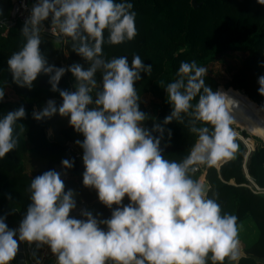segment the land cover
<instances>
[{"label":"clouds","instance_id":"clouds-1","mask_svg":"<svg viewBox=\"0 0 264 264\" xmlns=\"http://www.w3.org/2000/svg\"><path fill=\"white\" fill-rule=\"evenodd\" d=\"M257 3L264 5V0ZM132 9L127 0H37L33 5L20 31L25 43L7 60L12 82L31 90L38 75H49L51 91H59L62 104L57 107L49 100L43 111L33 112V118L39 121L57 113L69 118V124L84 137L83 142L76 141L83 149V185L95 189L105 207H116L109 219H98L89 211L80 213L83 219L71 217L76 208L74 192L64 190L60 172L46 171L31 179V203L18 230L9 229L0 217V264L16 257L19 242L34 243L37 249L47 245L56 264L239 260L238 217L222 214L218 193L209 198L210 187L191 177L196 166L213 167L235 159L239 145L231 113L237 103L206 86V68L195 60L182 61L177 79L165 87L172 111L163 123H184L187 116L189 131L197 139L182 161L165 159L162 136L154 138L143 126L148 116L139 110L140 96L134 87L141 72L151 74L152 65L145 66L139 55L132 57L131 66L127 56L104 58L105 43L120 45L136 37ZM49 18L60 34L70 38L71 50L84 59L87 68L79 63L67 69L47 63L39 46L43 22ZM66 71L75 79V91L58 89ZM97 73L102 77L99 85ZM258 84V93L264 96V75ZM4 96L0 87V101ZM25 116L21 106L0 118V159L18 147L14 126ZM198 122L210 125L211 130L198 127ZM152 131L163 134L165 129L156 124ZM61 165L70 169L73 162L64 159ZM125 197L126 205L122 203ZM17 234L18 239L14 238Z\"/></svg>","mask_w":264,"mask_h":264},{"label":"trees","instance_id":"trees-1","mask_svg":"<svg viewBox=\"0 0 264 264\" xmlns=\"http://www.w3.org/2000/svg\"><path fill=\"white\" fill-rule=\"evenodd\" d=\"M127 2L133 4L132 10L136 12L137 35L132 41L120 45L105 43L104 58L110 60L127 56L131 66L132 57L139 55L145 66L152 65L151 74L141 72V79L135 82L134 87L140 96L139 110L148 116L143 126L154 138L162 136L160 148L164 158L182 161L190 154L197 139V134L189 131L190 118L187 116L184 123L175 120L166 125L163 123L172 111L165 87L177 79L180 63L195 60L198 66L207 68L217 54L238 51L242 56L238 64L227 67L229 76L220 80L208 70L205 84L213 91H221L234 100L237 107L231 115L235 123L250 133L258 134L250 135L245 129H240L248 146H251L250 137L254 139V147L248 155V171L259 185H264V124L249 110L240 93H244L264 116V96L258 93V78L264 75V5L258 4L257 0H197L198 7L193 6L192 0ZM11 7L12 0H0V87L5 91L0 101V118L21 106L26 116L14 126V135H19L18 147L0 159V217H4L9 229H13L15 224L20 225L31 203L28 191L31 179L55 170V163L61 164L62 160L68 159L73 162V166L70 169L64 168L69 173V177L63 180L64 190H72L76 201V208L70 212V216L83 219L80 213L89 211L98 219H109L116 206L113 205V209L105 207L99 202L96 190L83 185L85 168L80 161L83 149L76 143L77 140L83 142V135L69 124L62 130L68 143L62 144L49 136L48 122L33 118V112L38 113L47 100L55 101L57 107L62 104L59 91H51L49 75H38L31 90L12 82L7 60L25 43L20 32L25 21L18 20L5 31L3 22L8 19ZM104 36L107 40V31ZM39 47L47 63L56 68L67 69L74 63L88 67L84 59L71 50L70 38H65L60 50L56 40L41 33ZM96 78L99 85L101 74L97 73ZM58 89L76 90V82L70 72L66 71L62 76ZM198 98L192 103H197ZM156 124L165 129L163 134L152 131ZM197 126H208L211 130L210 125L200 122ZM236 143L239 147L234 160L219 164L218 167L196 166L191 177L199 181L200 176H204L210 187L209 198H212L214 192L218 193L217 202L222 214L236 215L237 224L249 217L257 227L256 237L240 249L239 260L226 259L224 264H264V194L252 192L243 184L247 181L242 169L246 146L239 137H236ZM76 151L80 152V156L75 154ZM28 153L37 159L43 158L44 165L34 170L26 168L25 156ZM122 203L128 204V198L125 197ZM101 227L106 230V226ZM53 259L56 257L49 249L46 264ZM15 260L9 264H15Z\"/></svg>","mask_w":264,"mask_h":264},{"label":"rangeland","instance_id":"rangeland-1","mask_svg":"<svg viewBox=\"0 0 264 264\" xmlns=\"http://www.w3.org/2000/svg\"><path fill=\"white\" fill-rule=\"evenodd\" d=\"M242 56V53L238 51H226L224 53H219L215 57V59L210 62L206 67L207 70H209L211 73H214L219 77L220 80L223 78H226L229 76V72L227 67L229 65L233 64H238L239 62V57ZM240 91V90H239ZM241 95L244 97L245 103L249 110L254 114V116L262 123L264 124V116L255 108V106L251 103V101L248 99V97L240 91ZM146 100V99H145ZM234 131L237 133V137H239L243 143L245 144V141L243 140V136L240 133V129H245L244 127H241L238 123H234L232 125ZM246 130V129H245ZM250 135H258L255 133H250L249 131L246 130ZM48 134H50V129L48 128ZM261 138V137H260ZM251 139V144L254 146V139L250 137ZM262 139V138H261ZM246 146V145H245ZM25 167L31 170L37 169L40 166L44 165L45 160L43 158H36V156H33L31 153L26 154L25 156ZM65 169L62 167L61 164H56V170L57 172H60L61 179L64 180L69 177V175L65 174ZM239 239H242L243 241H250L248 240V236L246 232H248V228L250 229L249 231H254L257 230V227L255 223L250 219V218H245L242 220L239 224ZM245 234V235H244ZM254 234V233H253ZM252 235V234H251Z\"/></svg>","mask_w":264,"mask_h":264},{"label":"built area","instance_id":"built-area-1","mask_svg":"<svg viewBox=\"0 0 264 264\" xmlns=\"http://www.w3.org/2000/svg\"><path fill=\"white\" fill-rule=\"evenodd\" d=\"M27 1L28 0H12L10 15L8 19L3 22L5 26V31H7V29L10 26L14 25L18 20L26 21L29 18L33 6L32 7L27 6ZM36 2L37 0H35V3ZM41 33L46 34L52 39L56 40L59 49L60 50L62 49L66 37L60 34L58 30L55 28V26L51 24L50 18L43 22V30ZM245 145H246V152L244 154V158L242 161V169L247 181H245L243 184L247 186L252 192L264 194V185H259L248 171V166H247L248 155L250 150L253 149L254 146L253 144H251V146H248L246 142ZM75 154L77 156H80L79 151H76Z\"/></svg>","mask_w":264,"mask_h":264},{"label":"water","instance_id":"water-1","mask_svg":"<svg viewBox=\"0 0 264 264\" xmlns=\"http://www.w3.org/2000/svg\"><path fill=\"white\" fill-rule=\"evenodd\" d=\"M196 1L197 0H192V4H193L194 7H198L199 6V4ZM34 3H35V0H28L27 1V6L32 7L34 5ZM48 101L49 100L44 102V104L40 107L39 112L43 111V109L47 106V102ZM42 119H44L49 124V129H50L49 136L50 137L54 138L56 141H58V142H60L62 144H67L68 143L67 138L62 134V130L69 126V118L68 117H62V116H60L57 113V114H54L50 118H42ZM80 161L83 164V159L82 158H80ZM218 166L219 165H217V167ZM202 177L204 178V176L201 175L199 180L202 179ZM202 183H205V184L208 185V183L205 180H203ZM12 228H13L12 230H18L19 224L13 225ZM14 238L18 239V234ZM15 264H27L26 261H25L24 254H23L22 242H19V250H18V253L16 255Z\"/></svg>","mask_w":264,"mask_h":264},{"label":"crops","instance_id":"crops-1","mask_svg":"<svg viewBox=\"0 0 264 264\" xmlns=\"http://www.w3.org/2000/svg\"><path fill=\"white\" fill-rule=\"evenodd\" d=\"M56 164L57 163H55V165H54L55 170H56ZM64 171H65V174L69 175V173L66 170H64ZM203 180H205V179L202 177V179H200L199 181L202 182ZM249 230L250 229L248 228V230H247L248 232H246V234L248 236V240L251 241L253 238L256 237L257 230H254V231L253 230L249 231ZM239 240H240V249H241L242 246L245 243H247L248 241H246V239H245V241H243L242 239H239ZM22 245H23V254H24L25 261L27 264H36L37 260H39L40 264H46V257L48 256V250H49V247L47 245L42 246L39 249L36 248L34 243L31 246H29L26 242H22ZM13 260L10 261V263H13ZM15 262H16V260H15ZM49 264H56V259L51 260V262Z\"/></svg>","mask_w":264,"mask_h":264},{"label":"bare ground","instance_id":"bare-ground-1","mask_svg":"<svg viewBox=\"0 0 264 264\" xmlns=\"http://www.w3.org/2000/svg\"><path fill=\"white\" fill-rule=\"evenodd\" d=\"M244 137V136H243ZM245 138H248V136L247 137H245Z\"/></svg>","mask_w":264,"mask_h":264}]
</instances>
